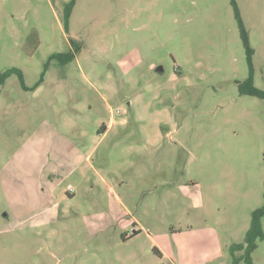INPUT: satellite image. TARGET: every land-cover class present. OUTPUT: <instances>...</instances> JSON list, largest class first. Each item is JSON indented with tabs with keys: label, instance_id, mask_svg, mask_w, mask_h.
I'll return each mask as SVG.
<instances>
[{
	"label": "rangeland",
	"instance_id": "obj_1",
	"mask_svg": "<svg viewBox=\"0 0 264 264\" xmlns=\"http://www.w3.org/2000/svg\"><path fill=\"white\" fill-rule=\"evenodd\" d=\"M69 1L0 0L26 85H0V264H232L264 205L232 0ZM237 3L264 90V0Z\"/></svg>",
	"mask_w": 264,
	"mask_h": 264
},
{
	"label": "trees",
	"instance_id": "obj_2",
	"mask_svg": "<svg viewBox=\"0 0 264 264\" xmlns=\"http://www.w3.org/2000/svg\"><path fill=\"white\" fill-rule=\"evenodd\" d=\"M77 0H70L65 5V23H68V20L70 18V15L72 13V10L76 4ZM232 4L235 9V16L240 24L241 28V34H242V40L243 45L246 49L249 63L251 65V71L250 75L247 78V80L241 84L240 88L242 93L249 94V95H255L259 96L261 98H264V90H261L257 88L254 85V70H253V54L254 50L251 47L249 33L246 29V26L244 24L242 15L239 10V6L237 3V0H232ZM12 73H17L19 75V78L21 80V84L26 87L24 83L23 73L20 69L17 68H11L3 73H0V85L4 84L7 77L11 75ZM264 216V205L258 209H256L253 212L252 215V221L250 228L247 231L245 243L243 244H234L231 247L232 255H233V262L232 264H241L244 262L245 264H254L253 258H252V252L258 247V241H262L264 239V229L262 225V218ZM244 250L243 254L236 255V251H242Z\"/></svg>",
	"mask_w": 264,
	"mask_h": 264
},
{
	"label": "water",
	"instance_id": "obj_3",
	"mask_svg": "<svg viewBox=\"0 0 264 264\" xmlns=\"http://www.w3.org/2000/svg\"><path fill=\"white\" fill-rule=\"evenodd\" d=\"M157 71H159V72L162 71V67H161V66L158 67V68H157Z\"/></svg>",
	"mask_w": 264,
	"mask_h": 264
}]
</instances>
